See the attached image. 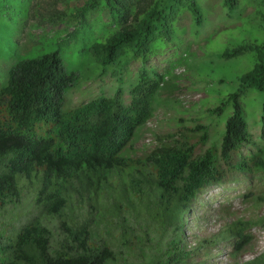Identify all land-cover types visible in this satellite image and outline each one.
Wrapping results in <instances>:
<instances>
[{"label":"trees","instance_id":"16d2710c","mask_svg":"<svg viewBox=\"0 0 264 264\" xmlns=\"http://www.w3.org/2000/svg\"><path fill=\"white\" fill-rule=\"evenodd\" d=\"M104 3L117 27L88 51L102 66L126 53L139 60L127 98L118 86L70 107L64 94L77 74L56 49L18 59L0 84V264H208L206 246L216 238L230 241L231 254L239 252L249 243L251 225L264 228V213L236 218L188 248L182 215L214 184L257 178L264 192L262 148L238 154L254 144L241 98L248 90L264 91V40L218 54L228 59L252 52L254 61L212 109L219 114L229 107L216 139L205 146L206 124H181L132 157L126 146L151 116L158 89L166 87L160 73L144 66L150 43L156 34L168 37L179 9L200 24V8L196 0ZM222 3L230 10L236 0ZM259 123L264 141V101ZM23 178L38 183L35 202L20 192ZM21 198L33 205L31 213L19 211ZM197 250L204 259L196 258ZM231 264H264V249Z\"/></svg>","mask_w":264,"mask_h":264},{"label":"rangeland","instance_id":"374dc122","mask_svg":"<svg viewBox=\"0 0 264 264\" xmlns=\"http://www.w3.org/2000/svg\"><path fill=\"white\" fill-rule=\"evenodd\" d=\"M105 0H0V84L8 68L23 57L58 50L68 71L77 75V83L66 91L69 106L85 102L98 94H110L116 87L125 93L136 80L140 69L137 58L124 54L113 64L96 62L88 48L103 41L116 27L117 16ZM201 14L195 24L191 13L179 9L168 37L156 34L150 43L144 66L162 76L166 87L158 89L151 116L139 127L127 144L129 156H139L158 143L156 136L183 124L208 126L207 146L218 137L222 122L229 113L226 106L216 114L212 109L225 101L235 89L237 78L254 61L252 52L223 59L218 54L238 44L264 40V5L260 0H236L227 9L222 0H196ZM264 91L248 90L241 104L254 144L241 146L239 155L261 147L259 115ZM23 184V185H22ZM20 192L35 202L38 183L23 178ZM257 178L226 181L200 194L184 216L182 232L185 247L216 234L226 223L236 219L253 220L264 213V192ZM251 192L250 195L243 196ZM26 194V195H27ZM251 196V197H250ZM20 212L29 214V200L21 198ZM16 216V212L9 214ZM6 226V223H5ZM3 236H9L1 230ZM249 243L231 254L230 241L216 240L206 246L210 264L240 263L264 249V228L251 225ZM199 259L201 251H195Z\"/></svg>","mask_w":264,"mask_h":264},{"label":"clouds","instance_id":"9594fccd","mask_svg":"<svg viewBox=\"0 0 264 264\" xmlns=\"http://www.w3.org/2000/svg\"><path fill=\"white\" fill-rule=\"evenodd\" d=\"M219 184H222V183H219ZM219 184H214V185H219ZM214 185H211V186H214ZM211 186H209V187H211ZM209 187H208V188H209ZM208 188H207V189H208ZM205 191H206V190H205ZM205 191H204V192H205ZM204 192H202V193H204ZM202 193H201V194H202ZM250 193H251V192H250ZM245 194H247V193H245ZM243 196H244V195H243ZM197 198H198V197H197ZM196 200H197V199H195L194 202L192 203V205L190 206V208H188L187 211H185V212L183 213V215H182V218H183V224H184V216H185V214H186V213H189V210L191 209V207L193 206V204L195 203ZM182 226H183V225H182ZM219 240H220V239H219ZM230 248H231V247H230ZM230 251H231V249H230ZM208 255H209V252H207V263L210 264V263H209L210 261L208 260ZM252 257H253V256H252ZM252 257H250V258H252ZM200 258H203V259H204V256L202 255V253H201ZM250 258H248V259H250ZM248 259H246V260H248ZM244 261H245V260H244Z\"/></svg>","mask_w":264,"mask_h":264}]
</instances>
